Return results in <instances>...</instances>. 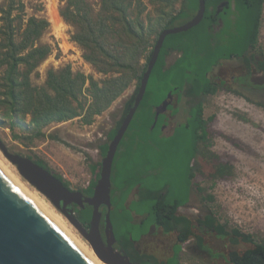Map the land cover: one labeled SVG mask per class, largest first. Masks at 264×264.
Returning a JSON list of instances; mask_svg holds the SVG:
<instances>
[{"label": "trees", "instance_id": "obj_1", "mask_svg": "<svg viewBox=\"0 0 264 264\" xmlns=\"http://www.w3.org/2000/svg\"><path fill=\"white\" fill-rule=\"evenodd\" d=\"M222 2L224 4L220 6ZM149 3L154 6V14H150L145 21L142 13L147 5L140 0H100L96 15H93L86 0H68L61 15L78 26L72 38L85 49L84 58L106 76L97 80L81 71L74 72L66 65L59 69L50 68L46 84L39 86L31 82L30 74L52 51L50 44H38V39L50 22L36 14L26 17L24 0H4L0 5V108L9 118L12 129L15 124L22 126L27 116L32 125L30 133H14V137H24L29 141L45 137L43 129L47 125L77 117L83 123L91 124L97 115L106 111L136 82L133 93L124 103L120 118L107 133L106 142L99 146L101 156H105L109 141L134 104L140 80L159 34L164 29L189 21L199 7L198 0H181L180 4L178 0H149ZM263 3L264 0H205V13L197 25L166 36L144 96L113 161V208L110 218L117 240L116 247L124 249L131 261L138 264H181L180 242L196 235L197 243L203 246L202 237L195 234L191 219L177 211L180 205L187 202L180 201L177 190V186L180 187V172L183 167L192 165L190 179L193 180L199 171L194 152L199 142L203 143L208 137V120L204 117V102L208 95L223 88L264 107L263 102L254 101L241 90L217 81L218 76L214 74L224 60L231 59H240L246 69L245 74L234 77L235 83L247 86L254 71L264 73V50L258 46ZM173 54L176 55L175 60L168 63V56ZM169 94L177 106L169 101ZM164 100L168 101L165 110L171 111L172 115L179 112L182 104L187 112L185 121L169 135L162 130L168 121L165 110L155 118L156 107ZM180 130L185 131L184 142L192 144V147L174 140ZM48 136L61 140L52 134ZM186 148L192 151L187 163L180 158L181 154H178L176 161H169L170 152L182 153ZM200 151L199 154L204 153L201 148ZM205 153H209L210 158L214 157L215 168L211 177L228 178L232 175V165L228 161L210 151ZM34 160L52 171L43 159ZM100 165L101 162L91 165L95 177L86 188L80 189L86 196L93 193L100 175ZM54 175L70 187L69 181L60 174L54 172ZM165 176L168 182L156 186L155 181ZM148 177H153L155 181L148 182ZM135 187L138 188L137 198L127 205ZM197 187L203 192V188ZM170 190L172 194L168 199ZM202 199L213 200V195L206 194ZM72 208L81 223L88 227L92 207L86 204L84 208L76 205ZM133 212L143 218L137 222ZM146 221V228L138 232L137 225H143ZM198 223L215 230L220 237H227L231 244H251L242 252H229L231 262L264 264V241L258 242L252 234L238 228L228 229L213 212L204 214ZM152 225L166 234L176 233L178 243L165 257L142 250L137 245L150 233Z\"/></svg>", "mask_w": 264, "mask_h": 264}, {"label": "rangeland", "instance_id": "obj_2", "mask_svg": "<svg viewBox=\"0 0 264 264\" xmlns=\"http://www.w3.org/2000/svg\"><path fill=\"white\" fill-rule=\"evenodd\" d=\"M24 1L26 3V17L36 14L45 17L50 22L48 28L38 39V44L48 43L51 45L52 51L30 74V80L34 85L43 86L46 84L47 72L50 68L59 69L66 65H69L74 72L81 71L86 75H92L97 80L106 76L103 73L98 72L95 67L84 58L85 49L73 40L72 36L77 31L78 26L65 20L61 15V11L67 6L68 0ZM140 1L147 5L145 11L142 13V18L147 21V17L150 14H154V6L149 3V0ZM86 2L92 9L93 15H96L100 9V0H86ZM178 2L180 4L181 0H178ZM3 3L4 0H0V5ZM133 6L135 7L136 4L134 3ZM1 25L2 22L0 21V26ZM177 26H179V24ZM258 46L261 50H264V3ZM175 57L176 55L173 54L170 60H173ZM142 61H144V59ZM168 63L170 62L168 61ZM227 63H229V67L225 72H228L226 76L228 78H232L233 76L238 77L246 72L243 62L240 59H233ZM214 71L215 74H218L222 70L217 67ZM221 74L222 73H220V75ZM249 79L250 84H247V86L243 85V87L240 88L236 85V87L239 88L244 95L251 97L252 100L264 103V73L254 71ZM135 84L136 82H133L106 111L97 115L93 123L85 124L78 117L64 122H53L44 127L43 131L45 132V137H36L31 141L24 137H14V133L20 135L30 133L32 125L29 124V116L23 119V127L15 124L12 129L10 127L9 118L4 115L3 110L0 108V139L12 153H18L23 156L31 157L32 159H43L52 169L53 173L60 174L65 180L69 181V186L73 190L85 188L87 182L95 176V173L92 172L91 165L94 163H100L103 158L100 154L99 146L106 142L107 133L115 126L117 119L120 118L124 103L133 93ZM231 85L232 83L230 82L228 86ZM183 107L185 106L182 104L177 116L172 119L173 123L171 126L176 122L185 121L187 112ZM204 117L208 120V137L203 143L199 142L194 152V159H196L195 164H198L199 171H197L195 177L191 180L190 173L192 172V165H189V167H183L181 170L180 187L177 186L180 201L189 202L191 200V204L194 205L200 213L204 214L207 212H213L219 222L226 224L228 229L234 227L238 228L244 233L252 234L256 241L263 242L264 219L263 221H259L256 214L260 211L264 212V205L254 199L257 207L255 206L253 211L248 214L247 212H249V208L247 206L245 208L242 207L243 203L250 199V197L245 193L246 191L238 187L241 181H243L242 175L243 170L246 167V161H242L237 153H242L245 158H251L256 154L253 149L256 147L257 142H254L255 140L253 137L251 139L254 141H251L247 134L255 130V134L264 137V107L246 100L243 96L221 88L215 94L208 95L205 98ZM225 118L227 120L231 119V121L237 123L239 128L242 126L243 130L241 132L236 131L239 132L236 133L231 125L225 124V120H223ZM168 128L170 130L171 127L169 126ZM245 130L246 132L244 133ZM184 132V130H180L174 137V140H179L180 143H183ZM51 134L57 136L61 140L53 139L48 136ZM242 136L244 138H242ZM246 137H248V140ZM184 143L185 145H192L187 142ZM251 147L254 148L252 149ZM200 148L204 153L210 151L221 157L223 160L228 161V163L232 165V175L228 178L218 176L211 177L210 175L214 172L215 168L214 157L210 158L209 153L199 154V152H201ZM0 151L15 168L19 176H21L16 165L10 162L1 149ZM191 153L192 151L190 152L189 148H186L185 152L182 153H175L172 151L169 153V161H176L179 157L178 154H181L180 158L187 163L191 157ZM251 159H254V157ZM194 170H196V167H194ZM21 178L28 184V186L36 190V188L26 179L22 176ZM168 180L167 176L161 177L157 181H155L153 177L147 178L148 182L155 181L156 186H162L163 184H166ZM256 182L257 181L254 180L247 181L246 184L248 183L247 185H251ZM197 186L203 188V192H200ZM37 192L39 191L37 190ZM191 193H193L192 198ZM39 194L50 202L45 195L40 192ZM171 194L172 191L170 190V193L168 191V199H170ZM206 194L213 195V200L205 201L202 199ZM140 208L143 207L140 206ZM182 208L183 207H180L179 209ZM67 221L73 228L75 227L68 219ZM147 224L148 222L146 221L143 225H137L136 230H138V232L144 230ZM101 228L103 230L102 223ZM74 229L83 239H85L76 227ZM116 230L118 231V227ZM174 238V235L171 236L168 242H171ZM153 239H155V237H153ZM146 240L149 242V238H144L137 244L140 249L154 253L159 257L169 255V251L165 249L161 251L151 245H145L144 241ZM221 241L222 243L229 242L227 237H222ZM143 245H145L144 248ZM249 246H251V244L240 242L239 244H231L230 249L236 247L238 249H245ZM180 255L182 257L181 264H208L195 255L189 256L182 252Z\"/></svg>", "mask_w": 264, "mask_h": 264}, {"label": "water", "instance_id": "obj_3", "mask_svg": "<svg viewBox=\"0 0 264 264\" xmlns=\"http://www.w3.org/2000/svg\"><path fill=\"white\" fill-rule=\"evenodd\" d=\"M198 3L199 7L193 18L182 25L164 29L159 34L140 80L134 104L108 143V153L101 160L100 175L91 196L66 186L52 171L31 157L10 152L0 139V149L16 165L20 175L70 220L90 243L98 257L107 264H138L130 260L124 249L116 247L117 240L110 218L113 208L111 201L113 161L118 145L144 96L151 71L166 36L186 31L202 20L206 9L205 0H198ZM167 105L168 101L164 100L156 107L155 118L167 108ZM86 204L92 207L88 227L81 223L72 208L73 205L84 208ZM103 207L106 208L105 213ZM0 264H100L1 162Z\"/></svg>", "mask_w": 264, "mask_h": 264}, {"label": "flooded vegetation", "instance_id": "obj_4", "mask_svg": "<svg viewBox=\"0 0 264 264\" xmlns=\"http://www.w3.org/2000/svg\"><path fill=\"white\" fill-rule=\"evenodd\" d=\"M223 4H224V2H222L220 4V6ZM170 56H168V57H170ZM231 60H233V59H231ZM231 60H224L222 62V64L218 66V68H220L222 71H220L218 74H216L218 76L217 81H219V82L223 81V82H225L226 85H229L231 82L232 83L231 88L239 89L236 87V85L241 88V87H243L242 83H239V82L235 83L234 76L232 78L226 77L228 72H225V71L229 67V63H227V62H229ZM167 61H168V58H167ZM220 73H222V74L220 75ZM214 74H215V71H214ZM243 74H245V73H243ZM233 84H234V86H233ZM169 97H170L169 101H171V103H174V106H177L176 101L172 100V96H169ZM165 113L168 116V121L166 124H164L162 130H163V133L165 135H169L173 132L174 128L176 126H178L179 124H181L182 122H176L171 126V124L173 123L172 119L174 117H176L177 114L172 115L171 111H168V110H165ZM169 126L171 127L170 130L168 128ZM182 207H183L182 209H179V207L177 208L178 213L185 215V216H188L191 219L195 234L201 235V237H202V245L203 246H199V244L197 243L196 235L191 236L188 239L180 242L181 252L184 254L186 253L189 256H192V255L198 256L199 259H202V261H204L208 264H235L234 262H231L230 258L228 257L229 252H231L233 250H237V251L242 252L245 249L242 250V249H238L237 247L234 249H232V248L230 249L231 243H229V242H227V243L223 242L222 243V241H221L222 237H220L215 230L208 229V228H206V227H204L198 223V219L203 218L204 214H206V213H204V214L200 213L199 210L196 209V207L194 205H192L191 203L190 204L186 203ZM173 235L175 236V238L171 242H168V240ZM153 237H155V239H153ZM145 238H149V242H147V240L144 241L145 245H151L154 248L160 249L161 251H163L164 249L167 251H171L174 248V246L178 243L176 240V233L175 232H172L170 234H166L162 231V229L160 231H158V233H156V234L146 235ZM154 244H155V246H154ZM237 244H239V243H237ZM145 245H143V248L145 247Z\"/></svg>", "mask_w": 264, "mask_h": 264}, {"label": "bare ground", "instance_id": "obj_5", "mask_svg": "<svg viewBox=\"0 0 264 264\" xmlns=\"http://www.w3.org/2000/svg\"><path fill=\"white\" fill-rule=\"evenodd\" d=\"M240 104V103H239ZM256 117V116H255ZM260 119V118H259ZM258 119V120H259ZM225 120V124L227 125H231V127L236 131H242L243 128L241 126V128H239V126L237 125V123L227 120L226 118L223 119ZM224 126V125H223ZM263 126V125H262ZM230 127V128H231ZM244 127V126H243ZM248 127V126H246ZM247 130V128H246ZM246 130L244 131V133L246 132ZM230 131V130H229ZM233 131V130H232ZM255 131V130H254ZM254 131L249 132L247 134V136H249L251 139L253 137V139L251 141H254L256 144V147H251L253 149V151L256 153L253 155L254 159L251 158H245L242 153H237L239 154L238 157L240 159H242V161H246L245 165L246 167L243 170V181H241L240 185H238V187H240L242 190L246 191L245 193H247V195L250 197V199L246 200L243 203V208H245L246 206L249 208V212L251 213L254 209V207L256 206L254 199L258 200L259 203L261 202L262 205H264V137H260L258 134H255ZM233 133V132H232ZM239 133V132H236ZM242 134V133H241ZM244 135V134H242ZM239 136V134H238ZM242 138H244L242 136ZM248 140V137H246ZM245 138V139H246ZM244 139V140H245ZM250 141V140H249ZM250 141V142H251ZM247 142V141H245ZM254 144V143H253ZM251 145V144H250ZM229 147V146H228ZM222 148V147H221ZM245 154V153H243ZM250 157V156H249ZM0 162L50 211V213L71 233V235L100 263V264H107L104 261H102L98 255L96 254V252L94 251V249L92 248V246L90 245V243L88 244V242L83 239L76 231H75V227L73 228L67 221V219L58 211V209H56L54 207V205H52L50 202H48L45 197H43L42 195L39 194V192H37V190L31 188L30 186H28V184L22 180L21 176H19V174L16 172L15 168L9 163V161L2 155L1 151H0ZM11 162V161H10ZM257 181L256 183H252L251 185H247L246 182L248 181ZM262 181V182H260ZM237 187V188H238ZM228 195V194H227ZM238 195V194H237ZM231 199V198H230ZM244 199V198H243ZM253 199V200H252ZM235 203V202H234ZM261 205V206H262ZM259 206V205H258ZM257 207V206H256ZM243 211V210H242ZM256 213V212H255ZM254 214V213H253ZM257 218L259 221H263L264 219V212H257L256 214ZM69 220V219H68ZM70 221V220H69Z\"/></svg>", "mask_w": 264, "mask_h": 264}, {"label": "crops", "instance_id": "obj_6", "mask_svg": "<svg viewBox=\"0 0 264 264\" xmlns=\"http://www.w3.org/2000/svg\"><path fill=\"white\" fill-rule=\"evenodd\" d=\"M173 55H171L170 57H168V61L170 62V63H172L174 60H175V58L173 59V60H170V58L172 57ZM193 192V191H192ZM137 194H138V188L137 187H135L132 191H131V193H130V195H129V199H128V201H127V205L130 203V202H132L134 199H136L137 198ZM192 196H193V193H191V198H192ZM187 203H192L191 202V200L189 201V202H187ZM183 206V205H182ZM133 216H134V219L138 222V221H140L142 218H143V216L142 215H140V214H138V213H136V212H133ZM161 229L159 228V227H157V226H155V225H152L151 227H150V233L149 234H156V233H158V231H160ZM148 234V235H149Z\"/></svg>", "mask_w": 264, "mask_h": 264}, {"label": "built area", "instance_id": "obj_7", "mask_svg": "<svg viewBox=\"0 0 264 264\" xmlns=\"http://www.w3.org/2000/svg\"><path fill=\"white\" fill-rule=\"evenodd\" d=\"M94 177H95V176H94ZM92 179H93V178H92ZM92 179H91V180H92ZM91 180H89V181L87 182V185H86V187L89 185V183H90V181H91ZM86 187H85V188H86Z\"/></svg>", "mask_w": 264, "mask_h": 264}]
</instances>
